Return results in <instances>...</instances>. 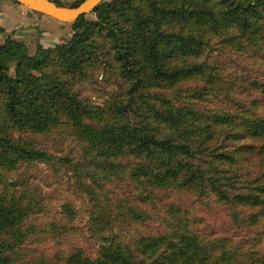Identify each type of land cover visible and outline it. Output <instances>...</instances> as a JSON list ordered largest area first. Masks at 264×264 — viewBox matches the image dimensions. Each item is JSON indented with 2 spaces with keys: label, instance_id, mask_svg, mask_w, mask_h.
Returning a JSON list of instances; mask_svg holds the SVG:
<instances>
[{
  "label": "trees",
  "instance_id": "obj_1",
  "mask_svg": "<svg viewBox=\"0 0 264 264\" xmlns=\"http://www.w3.org/2000/svg\"><path fill=\"white\" fill-rule=\"evenodd\" d=\"M38 15L71 33L33 52L13 32L0 42V264H264V0ZM99 75L101 103L84 90ZM38 164L87 201L81 230L71 199L34 222L52 197ZM204 206L224 208L222 224ZM83 230L93 253L35 247Z\"/></svg>",
  "mask_w": 264,
  "mask_h": 264
},
{
  "label": "rangeland",
  "instance_id": "obj_2",
  "mask_svg": "<svg viewBox=\"0 0 264 264\" xmlns=\"http://www.w3.org/2000/svg\"><path fill=\"white\" fill-rule=\"evenodd\" d=\"M10 3L16 4L15 6H19V4L15 3V0H7ZM61 1L64 4H72L76 0H58ZM24 10V12H27L30 16H37V13L34 11H30L29 9H25V7L21 6ZM89 17H92L93 14H88ZM46 18L47 20H52L51 18L48 17H43ZM55 21V20H54ZM56 22V21H55ZM61 30L64 32L65 35H70L71 33V26L62 23L61 24ZM13 30H5L4 32L0 33V42L4 40L5 36L9 33H12ZM59 34H54L53 32H50V34L45 38H43V33L39 29L33 30L30 33L27 32L25 33L24 37H22L21 41H23L28 48L29 52H33L36 48V45L41 41H44V45H49V44H54L57 41H60L62 39H66L65 36ZM43 44V43H42ZM101 75H99V81L94 83V84H85L84 85V90L85 93L91 98L92 101L101 103L103 100L106 98V89H104V84L100 82ZM53 140L47 141V144H50L49 146L51 148H56L58 145H54ZM69 143H65V146L67 147ZM55 146V147H54ZM31 173L35 175V182H39L42 188L45 191L50 192L52 194L51 200L49 199V204H50V209L48 212L42 214L39 218H36L34 222H46L50 219H52L55 216V211L60 208V204L64 201H67L68 199H71L75 206L78 208L79 215L75 219V224H77L81 230V228L84 225V222L87 218L86 213H85V208L87 207L88 203L87 201H84L81 198H78L72 191V178L68 173L63 174V182L62 184H58V182L53 181V177L50 174V170L44 165V164H38L34 167L31 168ZM8 178L11 176V174L6 175ZM198 212L203 213L204 221L205 223L209 221H214L218 224H222V221L225 220L226 218V210L224 208H221L219 206L209 208V207H198ZM209 220V221H208ZM158 227H160V223L156 222L155 220L147 223V227H141L139 230L140 232H146L147 230H153L155 231ZM146 228V229H145ZM115 231H118L114 229ZM120 235L123 238H128L131 235L135 234V230L133 228L130 229H125L120 231ZM76 245H81L84 248L87 249L89 252H94V250L97 248V243L90 240L86 234L84 233V230L79 234L75 233L71 236H68L66 238H63L62 240H51V241H45L37 244L35 246L37 250H42L47 249L49 252H52L56 249L59 248H69L73 247Z\"/></svg>",
  "mask_w": 264,
  "mask_h": 264
},
{
  "label": "crops",
  "instance_id": "obj_3",
  "mask_svg": "<svg viewBox=\"0 0 264 264\" xmlns=\"http://www.w3.org/2000/svg\"><path fill=\"white\" fill-rule=\"evenodd\" d=\"M10 3L7 0H0V25L4 26L5 30H13V35L21 39L25 33L39 29L43 33V38L53 32L54 34L63 35L61 25L52 20L43 18L44 16H30L27 12H24L18 5ZM28 10V9H27ZM61 34V35H60ZM64 36H68L64 34ZM63 40V39H62ZM41 43L45 44L44 41ZM51 45V44H49Z\"/></svg>",
  "mask_w": 264,
  "mask_h": 264
},
{
  "label": "water",
  "instance_id": "obj_4",
  "mask_svg": "<svg viewBox=\"0 0 264 264\" xmlns=\"http://www.w3.org/2000/svg\"><path fill=\"white\" fill-rule=\"evenodd\" d=\"M29 10L44 13L61 21L72 22L79 15L90 12L100 0H81L76 5L58 4L54 0H15Z\"/></svg>",
  "mask_w": 264,
  "mask_h": 264
}]
</instances>
